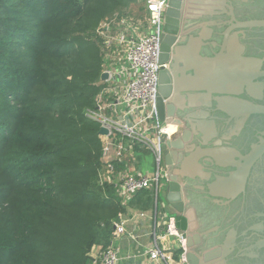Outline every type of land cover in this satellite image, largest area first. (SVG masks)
<instances>
[{
  "label": "trees",
  "instance_id": "1",
  "mask_svg": "<svg viewBox=\"0 0 264 264\" xmlns=\"http://www.w3.org/2000/svg\"><path fill=\"white\" fill-rule=\"evenodd\" d=\"M136 4L0 0V264H90L107 247L123 208L98 185L99 125L85 116L100 91L92 34Z\"/></svg>",
  "mask_w": 264,
  "mask_h": 264
},
{
  "label": "water",
  "instance_id": "2",
  "mask_svg": "<svg viewBox=\"0 0 264 264\" xmlns=\"http://www.w3.org/2000/svg\"><path fill=\"white\" fill-rule=\"evenodd\" d=\"M183 1H168V8L165 13L166 37L172 35L171 29L174 33L178 31ZM204 1L207 4L198 8L194 13L199 15L200 18L206 19L201 24L207 27V33L214 36H217L218 33L220 40L216 46L217 51L214 53V58L204 59L203 62H220L221 58L227 61L229 58L240 55L242 51L240 43L244 39L245 31L249 28L264 27V20L249 21L241 17L239 6L255 0ZM212 16L225 17V20H222V18L219 20L208 19ZM171 25H174V27H170ZM170 38L173 40L172 37ZM195 42L199 44L203 40L196 39ZM220 66H226L225 61ZM220 66L217 68L219 69ZM228 71L219 69L214 72L216 87L213 94L215 95V112L217 114L210 118L206 114L197 117L196 124L199 123L200 128L195 129L193 125V129H185L179 137L171 142L169 141L173 139V135L170 136L169 141H165L163 145L165 165L172 169V173L168 176L169 182L165 202L174 210L175 215L183 217L177 223L176 228L184 231V264H225V257L233 252L240 237L236 228L227 227L224 219L225 210H227L225 206L244 193L251 168L264 154V141L254 145L251 152L244 155L241 153V147L235 146L234 140H231L232 137L239 136L242 121L246 117L253 114L264 116V105L244 104V101L235 93L238 87L244 86L246 78L244 81L242 75L235 74L236 70L231 69ZM260 75L264 76V72ZM209 77H207V82L210 81ZM99 79L105 81L108 79V75L102 73ZM193 81L196 82V79L194 78ZM162 91L163 87L159 84V95H162ZM156 105L157 115L161 121L175 116V107L170 106L164 109L159 106L158 102ZM223 116L228 120L226 123L221 122L222 118L220 117ZM98 134L106 136L107 131L99 127ZM198 134L203 135V141L197 140ZM192 136L193 140H191ZM188 151L189 157L185 161V155ZM209 151L212 152L207 156L209 160L204 159ZM182 184H186L185 187ZM186 188L195 192L205 190L208 196L213 199L212 203L215 208L223 209L220 210L223 213L222 217L219 218L221 225L216 224L210 228L212 229L210 232L215 231L220 238L217 245L207 249L205 243L202 242L201 232L203 230H200L196 213L201 210L203 204L199 202L189 204ZM256 226L258 225H255L254 228ZM251 235L253 237L251 246L247 247L246 253L239 251V254L244 253V255L253 259L251 264H258L256 259H258L260 249L264 247V238L259 239V231H255Z\"/></svg>",
  "mask_w": 264,
  "mask_h": 264
},
{
  "label": "built area",
  "instance_id": "3",
  "mask_svg": "<svg viewBox=\"0 0 264 264\" xmlns=\"http://www.w3.org/2000/svg\"><path fill=\"white\" fill-rule=\"evenodd\" d=\"M168 1L144 0L146 15L143 18L134 19L116 12L95 30L97 41L101 43L100 75L106 73L108 79H99L100 91L94 108L87 109L85 116L107 131L106 136L99 135L102 171L98 175V185L120 188L127 202L144 191L157 194L167 182L163 145L173 131L171 125L158 118L156 104L161 67L160 35ZM139 151L152 157L155 170L143 173L127 168ZM119 165L121 168H117ZM164 219V237H160L156 233L159 225L156 204L152 216V242L142 249V255L157 264H184V232L176 228L175 218L165 214ZM124 223L120 215L109 223L112 236L136 241L137 237L126 231ZM163 238L174 240L176 251L168 254L160 243ZM96 261L119 264V250L110 244L94 263Z\"/></svg>",
  "mask_w": 264,
  "mask_h": 264
},
{
  "label": "flooded vegetation",
  "instance_id": "4",
  "mask_svg": "<svg viewBox=\"0 0 264 264\" xmlns=\"http://www.w3.org/2000/svg\"><path fill=\"white\" fill-rule=\"evenodd\" d=\"M206 4L204 0L183 1L178 31L174 33L171 29L172 35H169L173 40L169 36L166 37L167 32L165 31V13L168 6L163 16L159 47L161 67L158 77L157 102L164 109L170 106L175 107V116L164 121L171 125L173 131V139L169 142L179 137L185 129H193V125L195 129L200 128V124H196L197 117L206 114L210 118L217 114L215 112V95L213 94L216 87L214 82L215 70L226 69L227 72L231 69L236 70L235 74L242 75L244 81L246 78V83L243 87H238L235 94H238L244 104L264 105V76L260 75L264 72V27L249 28L245 31L244 39L240 43L242 45L241 54L235 56L237 60L234 57L229 58L227 61L221 58L220 62H203L204 59L214 58V53L217 51L216 46L219 43L215 40L216 36L214 35L204 43L200 42L198 44L195 42L199 38L200 24L206 19L200 18L194 11ZM239 8L242 19L249 21L264 20V0L246 2L241 4ZM209 18H213L212 20H219L220 18L225 20V17L221 16ZM170 27L173 28L174 25ZM223 61H225L226 66H220ZM218 66H220L219 69ZM208 76H210L209 82H207ZM194 78L196 82L193 81ZM159 84L163 87L162 95H159ZM220 118H222V123L228 121L224 116ZM231 125L233 126V123ZM193 136L191 140H193ZM197 136V140L203 141L202 134ZM231 140H234L235 146L241 147L242 154H249L254 145L264 141V116L253 114L246 117L242 121L239 136L232 137ZM211 153L210 151L207 152L204 159H208L207 156ZM163 155L165 157L164 149ZM188 157L189 151L185 155V161ZM163 165H165L164 158ZM165 167L167 182L162 189L166 196L168 176L172 173V169L166 165ZM185 185L182 184L183 187ZM186 189L189 204L194 202L203 204L201 210L196 213L200 230H203L201 232L202 242L205 243L207 249L217 245L220 238L215 231L210 232L212 230L210 228L216 224L221 225L219 218L223 215L220 211L223 209L215 208L212 203L213 199L205 191L206 186L204 191L198 192ZM225 208L227 210H225L224 219L227 227L236 228L240 237L238 245L234 247L233 252L228 257H225L224 262L225 264H251L253 259L247 257L244 253L239 254V251L245 252L247 247L251 246L253 242L251 234L253 232L259 231V239L264 238V154L251 168L244 193L234 201L226 204ZM254 224L258 226L254 228ZM257 258L258 264H264V247L260 249Z\"/></svg>",
  "mask_w": 264,
  "mask_h": 264
},
{
  "label": "crops",
  "instance_id": "5",
  "mask_svg": "<svg viewBox=\"0 0 264 264\" xmlns=\"http://www.w3.org/2000/svg\"><path fill=\"white\" fill-rule=\"evenodd\" d=\"M136 1L137 4L135 7H138L139 8L138 10L140 9L142 10V11L140 10L141 11L139 12L140 14L135 16L133 14H130L128 11H124L123 14L132 16L134 19H140L146 15L145 4H144V0H136ZM200 26L201 27H200V33L198 39H200L201 41L203 40L204 43L205 40H207V38L209 37L211 38L213 37V35L207 33L208 32L207 27L202 26V24ZM215 40H217V42H219L220 40V38L218 37V33L217 36L215 37ZM98 82L96 84H98ZM139 152L140 153L137 155L135 161L133 163L127 164L128 165L127 168L129 169L133 168L135 171L143 172V173L150 172L149 167L153 166L152 157L144 151H139ZM117 168H121L120 165ZM107 188H110L113 191V194L115 195V197H117L121 207L123 208V211L118 215H120L122 220L125 222L124 227L126 231L137 237L136 241H132L128 237L115 238L112 236L111 233L107 246L113 244L119 250V256H120L119 264H157L151 262L150 260H148V258L142 255V249L149 246L150 243L152 242V238H151V231L153 228L152 216L156 204L158 207V216H159V220H158L159 225L156 229V233L160 237H164L165 214L168 217L175 218L177 223L179 222L178 220H181L183 217L180 215H175L174 210L165 202V199L163 202L159 201V192H162L164 194L163 189H160L157 194L156 192L153 191H144L138 193L137 195L132 197L130 201L127 202V200H125L124 197L122 196L120 188L118 187L114 188L112 186L111 187L107 186ZM173 242L174 240L172 241L171 239L168 238H163L160 241L161 245L164 246L163 248L165 249V251H167L168 254L172 253L173 251H176L175 248H173L175 245ZM103 245L104 243L103 244L100 243L99 245L93 246L91 248L88 254V257L91 259L90 264H100L99 261H96L95 263L94 261L99 258V255L103 250Z\"/></svg>",
  "mask_w": 264,
  "mask_h": 264
},
{
  "label": "rangeland",
  "instance_id": "6",
  "mask_svg": "<svg viewBox=\"0 0 264 264\" xmlns=\"http://www.w3.org/2000/svg\"><path fill=\"white\" fill-rule=\"evenodd\" d=\"M139 8L138 7H132L131 8V12H132V14L133 15H138V14H140L139 13V10H138ZM98 28V27H97ZM96 28V29H97ZM95 29V30H96ZM93 36H92V39L94 40V41H96L97 42V44L99 45V49L101 48L100 47V42L99 41H97L98 39H97V36H96V34H95V32H94V34H92ZM102 56V55H101ZM153 170H155V168L153 167V166H150L149 167V171L151 172V171H153ZM2 185V178H1V175H0V190L3 188V186H1ZM164 199H165V196H164V194L162 193V192H159V201L160 202H163L164 201ZM3 205H5V204H3ZM178 221H180V220H178Z\"/></svg>",
  "mask_w": 264,
  "mask_h": 264
}]
</instances>
